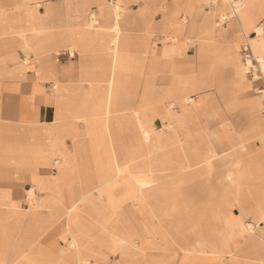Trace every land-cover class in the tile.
I'll return each mask as SVG.
<instances>
[{
	"label": "crops",
	"instance_id": "obj_1",
	"mask_svg": "<svg viewBox=\"0 0 264 264\" xmlns=\"http://www.w3.org/2000/svg\"><path fill=\"white\" fill-rule=\"evenodd\" d=\"M42 1L46 0H0V42L8 38L13 41L10 48L0 49V94L17 100L13 122H0V264H45L47 261L55 264H82L76 245L70 244L71 233L77 239L84 234L87 237L88 229L76 219L71 222L70 231V211L79 210L97 229L98 224H102L101 213H112L117 205L111 194L115 184L110 181L124 174L131 177L132 171L129 168L116 166L112 169L106 162L107 155L95 152L103 143L102 130L98 128L101 124L100 115L104 109L105 112H110L113 97L126 95L128 85L129 91L131 87L145 90L143 96L139 95L138 102L139 105L146 104L140 106L133 117V121L141 129L143 141H150L153 116L159 111L160 103L171 99L169 107L162 109V114L169 121L175 149L188 152L181 161L186 165L184 170L195 167L193 171L204 175L208 182L214 178L211 173L214 156L199 152L201 149L197 143V136L201 134V130L197 128L200 129L199 125L205 120L212 116L221 125L222 132L231 137L238 136L235 143H228L231 148L240 145L241 137L247 142L256 135L264 137V116L259 113V101L255 98L247 99L240 105L236 103L237 94L249 90L245 76L236 79V69L235 73L232 71L224 76L219 73L212 76L205 74L203 67L194 58L197 56L200 60H205L210 55L236 54L240 39L255 34L253 30L256 25H262V35L255 34L247 44L254 59L260 56L264 59V41H261L264 40V0H235L241 6L227 20L236 30L233 36L228 34V30L215 31L211 28L213 22L228 13V7L232 13L229 0H130L125 3L124 15L117 23L114 15L102 5V0L46 1L44 7L37 10ZM204 2L205 9H202ZM96 12L102 25L101 31L89 29L92 14ZM179 14L188 18L189 23L193 19L197 25L193 35L187 32L186 38L182 35L179 38L197 41L198 53L189 54L183 42L165 46L161 53L157 51L155 39L166 37V41H174V36L179 34ZM116 27L122 35L119 55L133 58L128 64V70L116 69L115 52L104 47L117 35L114 30ZM42 33L43 41H40L38 35ZM21 34L28 36L25 39L28 47L21 46L23 43L20 44L18 39ZM219 40L227 44L217 47L215 42ZM40 43L46 50L40 55L43 58L35 79L31 78L32 82L29 83V73L17 64L18 52L15 50L20 47L23 50L21 55H33L31 50ZM72 46L75 47V55L69 52L61 54L70 59L63 64H56L46 55L56 49L73 48ZM173 54L180 57L170 61V55ZM74 57L76 59L71 60ZM108 70L110 75L105 84L102 78L105 79ZM89 72H95V78ZM99 72L102 73L96 74ZM162 78L169 80L170 84L158 98H152L156 96L153 84ZM84 82L88 84L85 89ZM45 85L52 86V92H55H44ZM208 86L217 88L218 106L210 102V97L207 96L194 100L196 91ZM103 102L104 104H99ZM74 119L86 124L84 131L73 125ZM55 121L59 122L58 127H48ZM127 127H132L128 120L125 122V128ZM66 136L72 140L73 152H69L63 144ZM260 140L264 143V140ZM154 145L155 142L149 149ZM233 151L240 152V156L242 148H235ZM57 157L61 160L58 174L51 178H39L36 175L37 169ZM86 160L89 162L88 168H84ZM223 161L232 165V170L218 180L219 183L228 185L222 192L226 194L224 198H228L229 206L223 198L218 208H210L212 212L209 210L207 213L222 217L219 234L216 235L217 244L212 241V246L218 248V254L211 260L205 256L195 263L194 251L186 252L181 249L185 256L181 257L179 264H224L220 259L223 254L231 256L233 264L264 262V227H261L263 236L252 238V249L248 246L243 248L242 243H246L249 238L243 239L245 236L240 224L237 225L238 222L232 216L236 215L230 213L231 207L237 206L241 211L239 214H250L254 220L259 215L264 203V190L260 187L264 171L260 159H252L248 167L244 164V159L239 165L234 159L223 158ZM128 162L132 160L129 159ZM141 164L142 167L150 165L144 161ZM148 169L146 167L142 170L146 174L151 173L155 181L144 189L156 194L158 175L153 169ZM205 179L203 183L207 182ZM127 181H121V185L126 186L123 187L126 191L131 189L125 184ZM20 183L31 184L34 188L32 190L36 189L40 194L35 206L25 214H20L16 203L10 200L14 188ZM32 190L28 193L35 196ZM100 197H104V204L100 203ZM63 216L67 248L58 251L51 241L37 243L47 228ZM103 221L106 223L103 228L111 229L109 234L125 241L121 249L112 253L129 258L133 240L130 228H125L116 221V226L111 227L108 226L110 221ZM202 226L204 235L210 236L209 222L207 226ZM17 229H21L19 238L16 235ZM35 244L37 247L33 248ZM85 244L87 249L84 256H91V264L101 261L102 258L98 255L95 262L94 255L91 254L95 253L94 248H88L87 242ZM141 249L143 250L142 244Z\"/></svg>",
	"mask_w": 264,
	"mask_h": 264
},
{
	"label": "rangeland",
	"instance_id": "obj_2",
	"mask_svg": "<svg viewBox=\"0 0 264 264\" xmlns=\"http://www.w3.org/2000/svg\"><path fill=\"white\" fill-rule=\"evenodd\" d=\"M46 1L50 3L57 0ZM46 1H42L39 4L37 10H41L44 7ZM128 1L130 0H102V5L108 9L112 15H120L119 18L115 17V21L117 23L124 15V5ZM205 5L206 2H204L202 5V9H205ZM230 18L231 16L228 7V14H224L217 20L218 23L220 21L222 24L221 27L216 29L228 30V34L233 36L236 34V30L234 26H231V22L227 21ZM222 19L223 21H221ZM225 20L227 23L224 24ZM190 23L188 18H185L183 14H179V34L174 36V41H166V37L155 39L157 51L161 53L165 46H171L173 43L180 44V42H183L185 43L186 51L189 54L193 55L194 53H198L199 43L197 41L192 39L181 40L179 38L181 35L182 37L186 38L185 36L189 30L188 26ZM262 23L264 24V20ZM101 27L102 25L99 22L97 12L93 13L92 22L89 25V29L93 31H101ZM114 30L117 34L114 39L119 40L120 45V36L122 35L120 31H118L117 27L116 29L114 28ZM114 30L112 29L111 32L113 33ZM38 36L39 40L43 41V33L39 34ZM255 36V34H250L245 37V39H240L236 54L233 52L230 54V56L210 55L206 57L205 60H200L197 56L194 58L196 59V63L203 67V71L206 72L205 74L208 73V75L211 76L218 73L224 76L226 73L231 74L232 71L235 73L236 58L240 68H242L241 79L243 76H245L244 79L249 86V90L247 92H240L237 94L236 103L240 105L241 102H244L247 99L249 100L256 98L260 103L259 113L260 115L264 116V65L259 64L262 76L259 71L257 75L256 72L251 74V72H249L250 69H248V67H250V63H245L243 53L246 47L249 49V44H247L250 42L249 39L254 38ZM18 37L20 44L28 38V36L25 34H21ZM11 44H13V41L9 40V38L2 40L0 42V49H8L10 48ZM224 44L225 43L223 40L215 42L217 47L225 46L227 43L225 45ZM104 47H109V49L112 51L114 50L112 41L111 43L104 45ZM118 47L119 46L115 47V57L116 55H119ZM15 51L18 52L17 64L24 68L25 72L29 73L27 80L30 81L29 83H31V78H34L35 73L37 74V68L39 67L40 60L43 58V56L36 57L34 54L29 56L21 55L20 53H22L23 50H21L20 47H18ZM74 51L76 50H73L70 47H64L62 49L60 48L51 51L46 55L49 56L56 64H63L70 59L65 56L62 57L61 54L69 52L72 55L75 53ZM115 57L114 65L117 69L118 66L117 62H115ZM179 57L180 56L178 54H173L170 55L169 60H175ZM257 58L261 59L260 57ZM75 59L76 57L72 58L71 60L74 61ZM252 66H256L257 68L258 64L256 65L255 62L252 61ZM91 68H93V66ZM120 69L128 70L119 68V70ZM89 73L95 78V72ZM100 73L102 72L96 74L100 75ZM106 74L107 75L105 79L102 78L105 84H107L109 79L110 71L108 70ZM260 81L261 84H259ZM255 83H258V85ZM83 84V89H85L88 84L85 82ZM168 84H170L169 80H165L163 78L159 79L157 83H154L153 87L156 91V96H153L152 98H158L161 95V92L169 86ZM51 85L55 86L53 83ZM52 86L45 85L43 91L52 92ZM128 88L129 85L126 88L125 96L122 94L119 95V98H116L118 96L113 97L110 112H105L104 109L100 115L101 124L98 128L102 130L101 136L103 138V143L95 152L103 154L105 153L107 155L106 162L111 165L112 169H115L116 166H119L120 168H129L130 171H132V178L124 174L122 176H117V178H114L110 181L111 184L114 183L116 185L115 186L113 184L114 188L111 190V194L116 200L117 205H115L114 211L112 213H101L103 214L101 219L102 226L98 225L99 227H97L101 228V230L94 228V223H92V226L90 225V228L87 230L89 233L87 232L86 234V242L90 243V240L94 241V250L102 258L101 261H98V263L94 264H179L181 257L185 256V253H182V250L189 252L190 249H195L193 253L195 263L201 261L205 256L209 257L211 260L213 256L218 254V248L212 246V241H215L217 244L218 236L216 235L219 234L218 229L221 222L220 219L222 217L213 215L212 213L208 215L207 213H209L210 208H218V206L221 204V200L226 196V194L222 191L224 188L228 187V185L219 183L218 180L232 170V165L224 162L223 158H225L224 156L227 153L229 154L235 152L233 151L235 148H242L240 155L241 157L237 155L236 161H239L240 164L244 159V164L248 167L251 165L252 159L258 158L260 159V165L264 171V143H262L260 140H264V137L261 135L257 137L258 135H256L251 137L248 142L241 137L240 145L235 148H231L228 143H235V139L238 138V136L231 137L230 135H226L224 132H222L221 125L216 119L212 118V116L211 118L205 120V122H200L202 123L199 125L200 127L198 126L200 129L197 128V130H201V134L197 136V143L201 149L199 152H207L210 156H214L212 158L211 165V173L214 175V178L210 179L208 182V178L205 179L204 175H200V173H195V171H193L195 167H191L190 170L187 171L182 168L181 161L184 160L186 153L188 152L175 149V142L171 136L172 130L169 128V121L164 118V114H162V109L169 107L171 99L168 98L160 103L161 107L159 111L153 116L154 126L153 128H150V141H143L141 129L133 121V117L134 112H138V108L146 104L141 103V105H139L138 102V100H140L139 95L143 96L145 90L143 88L139 90L138 88L131 87L129 91ZM261 90L263 93H259ZM24 91H26V89H24ZM217 95V88L215 86H208L204 89L196 91L194 100H199L201 96H207L210 97V102H213L218 106L219 104L216 98ZM12 99L13 98H10L5 94L2 96L0 94V118H2L0 122H13V113L16 112L17 100L14 101ZM99 104H104V102ZM103 107L104 105H102V108ZM127 120L132 123V127L125 128V122ZM58 125L59 122L55 121L48 127H58ZM73 125L78 127V129L81 131H84L86 127V124L79 119H74ZM107 126H109V128ZM43 140L44 139H42V141ZM153 142H155L154 147L149 149ZM63 144L69 152H73V143L68 136L64 137ZM157 144L158 146H156ZM236 153L239 154L240 152ZM129 159L132 160V162H128ZM143 161L148 162L150 165L142 167L141 162ZM60 163L61 160L58 157L53 158L47 165L40 166L36 171V175L39 178L55 177L58 174ZM88 165L89 162L86 160L84 168H88ZM146 167L147 170H149L148 168L153 169L155 174L158 175V179L156 180V194L153 193L152 190H146L144 188L139 191L136 180L152 178L146 174V171L142 170ZM122 179L128 180L130 183V190L126 191L122 187ZM204 179L207 182L203 183ZM260 187L264 190V180L260 183ZM32 189L34 188L28 183H20L14 188L15 191L13 193L12 199L10 200L16 203L18 206L17 210L20 214L30 212L32 207L35 206V203L40 198L38 191L36 189ZM30 190L34 192L35 196H31L32 193H28ZM231 191L232 190L230 188L229 192L231 193ZM242 193H244V190H242ZM104 201V197H100V203L104 204ZM227 206H229V204H227ZM210 212H212V210H210ZM232 212L235 213L236 216L232 215ZM239 212L241 211L237 206H232L230 209L231 215L236 219L235 222H238L237 225L240 224L242 232L245 236L243 239L249 238L246 243H242V247L244 248L248 246L252 249L253 246L251 241H253L254 238L260 237L261 235L263 236V230L261 227H264V222H257L256 218L258 216L254 220L252 215H243L239 214ZM78 217L81 218L80 215ZM106 219L111 223L113 222V225L109 224L108 226H116L117 223L114 222L116 221L125 228H130L133 240L131 246V255L129 258H125L119 253L113 254V248L110 250V247L106 245L105 242L102 243L99 241L101 236L105 235L109 237L111 235L108 233L111 231L110 228H103L104 226L106 227V223L103 221ZM203 220H206L210 224V236L204 235L202 231ZM64 221L65 220L63 216L60 220H56L55 223L51 224V226L47 228V231L40 237V241L37 243H44V240L51 241L54 243L58 251L65 250L67 248V237L65 234ZM91 229L97 231L91 232ZM20 234L21 229H17L16 235L18 238L20 237ZM74 240L75 239H72V241L75 243ZM141 244L143 245V250L141 249ZM19 246L22 245L19 243ZM184 246H187V248ZM36 247L37 244H35L33 248ZM90 258L91 256L89 258L84 256L83 260L80 261L82 264H91L92 259ZM97 258L98 255H94L95 262ZM220 259L223 260L224 264H233L231 263L232 257L229 255L223 254L222 258ZM208 264H211V262H208Z\"/></svg>",
	"mask_w": 264,
	"mask_h": 264
},
{
	"label": "bare ground",
	"instance_id": "obj_3",
	"mask_svg": "<svg viewBox=\"0 0 264 264\" xmlns=\"http://www.w3.org/2000/svg\"><path fill=\"white\" fill-rule=\"evenodd\" d=\"M224 1H228V0H224ZM239 6H241L240 4H238V2L236 1L235 2V7H233L232 8V13H230V16L232 17L233 15H235V13H236V9H238V7ZM263 13H264V10L262 11ZM214 13V12H213ZM228 14V13H227ZM214 15V14H213ZM223 16V15H222ZM221 16V17H222ZM114 17H116V18H119L120 17V15L119 14H115L114 15ZM207 17V16H206ZM203 18V17H202ZM205 19V18H204ZM221 21H223V19L221 20ZM204 23V22H203ZM202 23V25H204ZM207 23H208V21H207ZM201 24V23H200ZM221 24H222V22H220L219 21V23L218 22H213L212 23V25H211V28H212V30H217L216 28H218V27H221ZM206 27V26H205ZM188 28H189V30H188V33H191V35H193L194 33H195V31L197 30V25L194 23V20L192 19V22H191V24L188 26ZM200 29H202V28H200ZM253 32L255 33V34H257V35H259V36H261L262 35V33H263V27H262V25H259V26H257L256 25V27L254 28V30H253ZM120 35V34H119ZM121 37V36H120ZM25 42H23V44L21 45V46H23V47H28V42H26V40H24ZM261 41H264V40H261ZM252 44V43H251ZM256 44V43H255ZM254 44V45H255ZM112 46L114 47L113 49V51L115 52L116 51V46H120L119 45V40H117V39H114L113 41H112ZM262 46V45H261ZM73 48V50H75V47L74 46H72ZM255 48V47H254ZM44 50H46V49H44V46H43V44L42 43H40V44H36L34 47H33V54L36 56V57H38V56H40L42 53H43V51ZM32 51V50H31ZM255 51H256V49H255ZM230 56V55H229ZM116 61L115 62H117V66L119 67V68H123V69H128V64L129 63H131L132 62V57L131 56H128V55H126V56H122L121 57V55H116ZM260 58L261 59H256V61L259 63V64H263L264 65V59H263V57L262 56H260ZM228 59V58H227ZM231 60V59H230ZM236 76H237V78L236 79H241V75L239 74V73H241L242 74V68H240V65H239V63H238V61H236ZM117 67V69H119ZM244 67V66H243ZM121 70V69H120ZM263 82H264V80H263ZM53 87H55V86H53ZM56 88V87H55ZM147 138V137H146ZM227 155V156H226ZM224 157L226 158H232V159H234V160H237V153L236 152H232V153H227ZM236 164L237 165H239V161H236ZM184 165V166H183ZM186 165L185 164H182V168L183 169H186V167H185ZM181 168V169H182ZM148 175H149V177H152V175H151V173H147ZM152 179V180H151ZM152 181H155V179H153V178H148V179H145V180H136V182H137V184H138V188L139 189H143V188H145V187H147ZM125 184L129 187L130 186V183L127 181V182H125ZM122 187H126V186H122ZM224 201H225V203L226 204H229V200H228V198H224ZM260 212L261 213H259V215H258V217L256 218V220H257V222H264V203H263V205H262V207H261V210H260ZM81 216V218H79L78 216ZM78 220V221H81V223H82V225H83V227L85 228V229H89L90 227V225L92 226V222L89 220V219H87L86 217H84V216H82L81 214H80V212H79V210H73V211H70V213H69V230L70 231H72V226H71V222H73L74 220ZM175 223V222H174ZM110 224H112L113 225V222L112 223H110ZM178 224V223H177ZM202 224H204L205 226H207V224H208V222L206 221V220H203V222H202ZM99 226H102V224H98ZM83 229V228H82ZM82 229H81V231H82ZM98 230H101V228H97ZM78 230V229H77ZM92 230V229H91ZM95 232V231H97V230H92L91 232ZM84 232V231H83ZM71 233V232H70ZM87 233V232H86ZM89 233V232H88ZM101 234V233H100ZM89 236V235H88ZM71 237H72V239H75L74 241H75V243L72 241V243H70V244H72V245H76V248H77V250H78V252H79V255L82 257V258H80V260H83V257H84V255H85V251H86V242L84 241L85 240V234L82 236V237H79L78 239L77 238H75V237H73V233H71ZM84 241V242H83ZM100 242H105V244L106 245H108L109 247H112V248H114V252L115 251H117V250H119V249H121L120 247L125 243V241H122L121 239H119V238H117V237H114V236H112V235H110L109 237H107V236H101V238H100V240H99ZM94 243L92 242V241H90V243H87V247L88 248H94V245H93ZM81 246V247H80ZM82 248V249H81ZM54 251V250H53ZM189 251H191V252H193V251H195V249H190ZM91 254H93V255H99L98 253H91ZM45 264H55L54 262H49V261H47Z\"/></svg>",
	"mask_w": 264,
	"mask_h": 264
},
{
	"label": "built area",
	"instance_id": "obj_4",
	"mask_svg": "<svg viewBox=\"0 0 264 264\" xmlns=\"http://www.w3.org/2000/svg\"><path fill=\"white\" fill-rule=\"evenodd\" d=\"M229 1H230V4H231L230 6L235 7V2L236 1L235 0H229ZM243 53H244L245 63L246 64H247V62L250 63V65H249L250 67H248V69H250L249 72H251V74H253V72H256V75H257L258 74V71H259V73L262 76L261 69L259 68V63L256 61V59H254L252 57L251 52L249 51V49L247 47L244 49ZM252 61H254L256 65L258 64V67L257 68H256V66L255 67L252 66ZM259 93H263V91L261 90V91H259Z\"/></svg>",
	"mask_w": 264,
	"mask_h": 264
}]
</instances>
